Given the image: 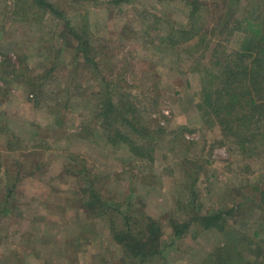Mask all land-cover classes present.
<instances>
[{"label":"rangeland","instance_id":"1","mask_svg":"<svg viewBox=\"0 0 264 264\" xmlns=\"http://www.w3.org/2000/svg\"><path fill=\"white\" fill-rule=\"evenodd\" d=\"M263 14L0 0V264H143L113 237L147 218L161 253L144 264H264V140L239 146L202 93L247 45L237 22ZM218 213L219 229L196 220Z\"/></svg>","mask_w":264,"mask_h":264},{"label":"trees","instance_id":"2","mask_svg":"<svg viewBox=\"0 0 264 264\" xmlns=\"http://www.w3.org/2000/svg\"><path fill=\"white\" fill-rule=\"evenodd\" d=\"M236 25L235 29L245 35L247 45L235 56H227L230 59L223 61L219 75L209 76L211 83L203 87L202 93L203 106L209 114L214 116L228 137L243 147L264 140V14L255 21L244 18ZM216 79L218 83L214 86ZM221 216L218 213L196 220L203 230L219 229L217 222ZM122 219L127 223V216ZM144 225L146 235L140 238L117 231L113 237L131 259H138L143 264L161 253L157 242L159 225L150 218ZM187 228L188 224L181 226L175 223L174 237L180 238Z\"/></svg>","mask_w":264,"mask_h":264},{"label":"crops","instance_id":"3","mask_svg":"<svg viewBox=\"0 0 264 264\" xmlns=\"http://www.w3.org/2000/svg\"><path fill=\"white\" fill-rule=\"evenodd\" d=\"M209 230H213V229H209Z\"/></svg>","mask_w":264,"mask_h":264}]
</instances>
